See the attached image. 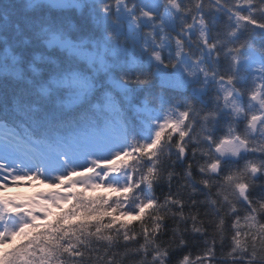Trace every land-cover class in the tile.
I'll use <instances>...</instances> for the list:
<instances>
[{
	"label": "snow or ice",
	"instance_id": "obj_1",
	"mask_svg": "<svg viewBox=\"0 0 264 264\" xmlns=\"http://www.w3.org/2000/svg\"><path fill=\"white\" fill-rule=\"evenodd\" d=\"M35 180L0 264H264V0H0V193Z\"/></svg>",
	"mask_w": 264,
	"mask_h": 264
},
{
	"label": "trees",
	"instance_id": "obj_2",
	"mask_svg": "<svg viewBox=\"0 0 264 264\" xmlns=\"http://www.w3.org/2000/svg\"><path fill=\"white\" fill-rule=\"evenodd\" d=\"M30 190H31V193H26V194H20V193H11V194H6V196H17V197H22V198H27V197H31L33 196L35 193L37 192H40V191H44V192H47V191H50L51 190V186L49 184H41L38 180H35V181H32L30 184ZM87 195H90V196H98V195H103V196H114L116 195L115 193H113L110 189H97L96 191H89L87 193ZM65 208L68 207V205H64ZM54 211H59V209H55ZM126 219H133L132 217H128ZM41 223H43L41 221ZM21 242L20 238H16L15 240L12 241L11 244L9 243H6L4 245H0V248H3V249H9L12 247V244H19Z\"/></svg>",
	"mask_w": 264,
	"mask_h": 264
},
{
	"label": "rangeland",
	"instance_id": "obj_3",
	"mask_svg": "<svg viewBox=\"0 0 264 264\" xmlns=\"http://www.w3.org/2000/svg\"><path fill=\"white\" fill-rule=\"evenodd\" d=\"M106 189V188H102ZM11 193H20V194H26V193H31L30 190V185L24 186H18V187H10L7 189L6 192L0 193V195H6V194H11Z\"/></svg>",
	"mask_w": 264,
	"mask_h": 264
}]
</instances>
